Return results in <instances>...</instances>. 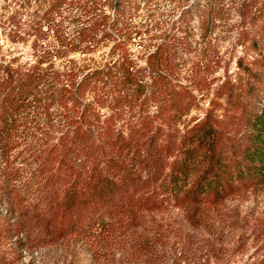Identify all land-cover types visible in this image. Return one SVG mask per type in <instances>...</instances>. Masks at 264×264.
I'll use <instances>...</instances> for the list:
<instances>
[{
	"label": "trees",
	"instance_id": "1",
	"mask_svg": "<svg viewBox=\"0 0 264 264\" xmlns=\"http://www.w3.org/2000/svg\"><path fill=\"white\" fill-rule=\"evenodd\" d=\"M142 1H19L10 22L40 39L30 60L0 57V244L73 239L90 254L121 244L146 255L166 239L157 222L146 231L148 213L170 202L197 228L207 206L264 189V0H167L177 16L140 65L124 35ZM217 27L243 49L235 72L205 49ZM110 40L105 61L69 56ZM209 91L203 115L179 128ZM184 249L176 264H190Z\"/></svg>",
	"mask_w": 264,
	"mask_h": 264
},
{
	"label": "rangeland",
	"instance_id": "2",
	"mask_svg": "<svg viewBox=\"0 0 264 264\" xmlns=\"http://www.w3.org/2000/svg\"><path fill=\"white\" fill-rule=\"evenodd\" d=\"M20 0H0V57L10 59L16 57L18 61L33 58L32 44L40 39L39 35L24 34L19 26L10 22V17L18 9ZM237 2L238 0H225ZM178 8H174L167 0H149L141 2L137 11L129 22L130 33L125 36V46L143 65V51L162 29L170 25L176 18ZM230 21L237 19L234 8L230 9ZM25 16L21 15V20ZM64 25L71 29L74 23ZM56 33V32H55ZM55 33L47 32L44 43L55 41ZM198 35H194L198 39ZM206 51L219 53L226 64L227 72H235V60L241 54L242 48L235 45L236 35L221 32L219 27L213 35H208ZM199 40V39H198ZM209 43V44H208ZM113 42L107 41L87 54L70 53L77 62L82 59L91 65L109 59V50ZM209 45V46H207ZM201 45H199L200 47ZM151 47V46H149ZM223 67L215 70L214 76L223 78ZM211 92H205L199 102V107L192 109L180 118L178 127L190 118L200 117L208 107ZM37 131V134L39 130ZM28 132L22 131L21 137L27 139ZM30 136H28L29 139ZM23 145L10 152V159L17 155L14 162L20 165L18 150ZM24 151V149H23ZM24 153H26L24 151ZM10 160V161H11ZM23 170L26 169L27 166ZM146 231L151 233L157 222L165 229L166 239L163 245L152 249L146 255L129 256L122 254L121 244L97 246L93 254L86 253L85 246L73 239L64 240L41 247H22L13 244L14 241L0 244V264H176L180 245H184L185 258L190 264H260L264 258V189L244 191L228 197L218 205L207 206L200 227L194 228L185 219L182 208L170 202L162 209L148 213L146 216Z\"/></svg>",
	"mask_w": 264,
	"mask_h": 264
}]
</instances>
